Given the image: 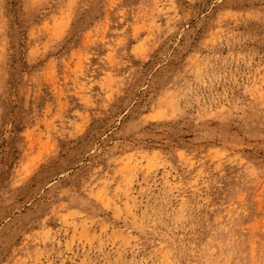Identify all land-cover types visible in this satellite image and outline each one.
<instances>
[{
	"label": "rangeland",
	"instance_id": "374dc122",
	"mask_svg": "<svg viewBox=\"0 0 264 264\" xmlns=\"http://www.w3.org/2000/svg\"><path fill=\"white\" fill-rule=\"evenodd\" d=\"M0 264H264V0H0Z\"/></svg>",
	"mask_w": 264,
	"mask_h": 264
}]
</instances>
